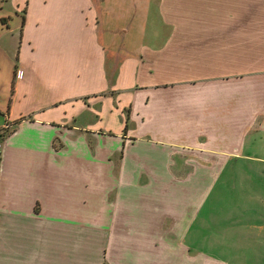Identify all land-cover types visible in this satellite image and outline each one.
<instances>
[{
    "label": "crops",
    "instance_id": "obj_1",
    "mask_svg": "<svg viewBox=\"0 0 264 264\" xmlns=\"http://www.w3.org/2000/svg\"><path fill=\"white\" fill-rule=\"evenodd\" d=\"M103 1L0 0V264H224L191 244L264 237V0H155L135 53Z\"/></svg>",
    "mask_w": 264,
    "mask_h": 264
},
{
    "label": "rangeland",
    "instance_id": "obj_2",
    "mask_svg": "<svg viewBox=\"0 0 264 264\" xmlns=\"http://www.w3.org/2000/svg\"><path fill=\"white\" fill-rule=\"evenodd\" d=\"M154 7L155 0H104V12L101 16V26L106 33L111 32V46L116 51H130L135 53L137 48L147 41L149 37H160L162 34L154 32V23L157 19V12ZM155 9V10H154ZM159 29V28H158ZM152 38V37H151ZM1 55V52H0ZM2 56H0L1 58ZM4 68L0 70V97L1 101L5 91V78H3ZM2 103V102H1ZM5 114L0 111V125L3 124ZM11 127H8L10 130ZM6 132L7 130H2ZM8 133V132H7ZM222 193L217 188L212 193L208 204L219 205L221 199L218 197ZM235 199V195L230 192L227 194L228 200ZM227 205H232L228 202ZM227 211V209H223ZM207 223L206 229L209 237H202L196 243H187L194 249L202 250L224 262V264H264V237L248 238L247 240H235L233 237L223 236L222 220H204ZM228 223V221H225ZM254 229V227H250ZM248 227V229H250ZM257 229V228H255ZM264 236V233L262 234ZM196 253V252H195Z\"/></svg>",
    "mask_w": 264,
    "mask_h": 264
},
{
    "label": "trees",
    "instance_id": "obj_3",
    "mask_svg": "<svg viewBox=\"0 0 264 264\" xmlns=\"http://www.w3.org/2000/svg\"><path fill=\"white\" fill-rule=\"evenodd\" d=\"M4 129H5V130H8V128H6V127H4ZM10 132H11V131H8V133H7V131H6V132L3 131V133H2L1 135H4V136H5V135L10 134Z\"/></svg>",
    "mask_w": 264,
    "mask_h": 264
},
{
    "label": "built area",
    "instance_id": "obj_4",
    "mask_svg": "<svg viewBox=\"0 0 264 264\" xmlns=\"http://www.w3.org/2000/svg\"><path fill=\"white\" fill-rule=\"evenodd\" d=\"M8 126V125H7Z\"/></svg>",
    "mask_w": 264,
    "mask_h": 264
}]
</instances>
